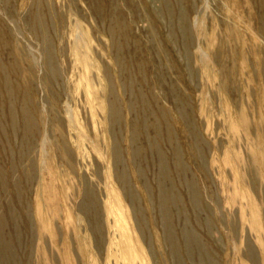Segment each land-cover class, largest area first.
I'll return each instance as SVG.
<instances>
[{
  "label": "rangeland",
  "instance_id": "374dc122",
  "mask_svg": "<svg viewBox=\"0 0 264 264\" xmlns=\"http://www.w3.org/2000/svg\"><path fill=\"white\" fill-rule=\"evenodd\" d=\"M0 264H264V0H0Z\"/></svg>",
  "mask_w": 264,
  "mask_h": 264
}]
</instances>
